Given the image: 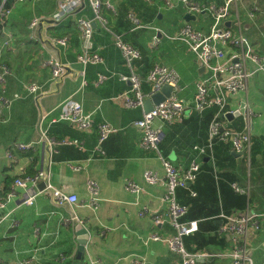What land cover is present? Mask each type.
Returning <instances> with one entry per match:
<instances>
[{
  "label": "crops",
  "instance_id": "0c3cea01",
  "mask_svg": "<svg viewBox=\"0 0 264 264\" xmlns=\"http://www.w3.org/2000/svg\"><path fill=\"white\" fill-rule=\"evenodd\" d=\"M191 1L206 8L227 2ZM61 2L13 0L11 4L15 6L0 42V68L4 65L12 70L6 83L0 81V105L8 101L0 114V198L12 189L16 191V196L0 209V264H18L30 258L33 264H180L179 253L163 241L150 239L153 233L166 236L176 232L165 199L164 159L182 171L193 163L199 165L191 185L197 194L190 196L194 204L189 220L198 222L199 233L205 237L219 233L213 226L221 224L222 213L264 214V0H233L229 13L218 23L212 13L188 12L183 0H103L101 14L107 23L95 19L89 0H84L72 13L56 17ZM129 13L154 29L135 27L129 21ZM187 13L196 17L187 21ZM35 16L40 17V22L32 29L30 23ZM82 18L92 24L89 46L84 45L77 24ZM187 24L206 34L216 25L241 33L262 58L247 61L248 75L240 91L224 93L226 105L218 119L230 132L227 138L210 136V124L220 111L218 105L204 134L193 124L182 122L194 113L212 109L213 105L202 111L195 108L199 85L211 89L212 95L218 92L212 87L206 67L202 66L205 69L200 71L194 53L169 38ZM155 33L161 37L157 48L150 45ZM119 41L132 45L141 57L128 64ZM183 48L192 55L188 63L179 60L180 64H172L166 60V55L179 54ZM236 51L235 47H228L226 58ZM82 52L100 59L83 63L78 58ZM51 58L65 65L64 73L56 79L45 63ZM160 64L179 73V81L169 96L175 95L184 102L185 113L175 122L154 119V124L163 130L161 144L155 150L142 146L143 130L137 125L149 111H145L143 104L128 103V97L134 99L135 94L131 82L122 76L139 74L143 79L141 91L146 97L151 89L146 77ZM29 83L40 86L34 95L27 90ZM73 102L91 115L90 129H79L59 118L60 111H67ZM228 113L233 115L227 116ZM52 117L56 121H51ZM104 122L116 130L99 150V125ZM43 132L58 142L79 139L83 147L66 144L50 149ZM233 135L242 140L244 150L236 149ZM202 139H208L213 157L207 155L205 148L196 146L206 143L199 144ZM216 140L221 143L216 144ZM22 143L32 146L24 150L18 146ZM204 159L208 161L206 165ZM212 164L217 174L209 171ZM40 170L50 174V182L56 188L77 195L76 204L58 205L43 191L45 184L40 181L34 203L26 205L24 191L14 181ZM148 170L156 172L155 183L146 181ZM220 172L226 176L218 178ZM89 179L97 181L101 190L95 211L83 205L89 198ZM128 180L143 188L140 195L127 189ZM210 196H217L216 205H209ZM177 197L180 202L185 200L179 192ZM144 207L146 212L140 215ZM155 215L163 222L156 224ZM77 225H82L87 233L83 235L90 237L83 248L78 241ZM226 236L229 242L208 244L198 239V245L189 235L184 244L189 251L206 253L196 264H231L232 259L224 254L231 246ZM198 247L200 250L194 251ZM248 255L252 264H264V216L260 217V228L248 237Z\"/></svg>",
  "mask_w": 264,
  "mask_h": 264
},
{
  "label": "built area",
  "instance_id": "2783aa9c",
  "mask_svg": "<svg viewBox=\"0 0 264 264\" xmlns=\"http://www.w3.org/2000/svg\"><path fill=\"white\" fill-rule=\"evenodd\" d=\"M83 1L84 0H62L59 12L56 14V17H61L72 13L76 7H79L83 4ZM89 1L94 10L95 19L102 23H107V20L101 14L102 7L104 5L103 0ZM231 1L233 0H227L225 5L220 7L211 6L209 8L201 6L191 0H183V4L190 13H212L216 19V22L218 23L229 13V4ZM7 2L8 0H0V19L2 20L10 18L12 14L11 11L13 10V5L6 4ZM250 15L253 16L254 13L250 11ZM128 18L135 27H139L141 26L140 24H143L134 13H129ZM0 22L3 25L7 23L4 21ZM38 22H40V17L34 20V26L31 28L37 27L38 25L36 24ZM77 24L83 34L85 41L84 45L89 46L91 44L92 37L91 21L82 18L78 20ZM147 26L154 29L153 26L148 24H144L143 27ZM169 38L183 43L189 51L194 53L196 58L199 60L200 65L206 67V69L209 71V76L212 80V87H216L218 92L212 95L211 89L204 85H199L195 96V108L199 111H202L211 105H218L220 107V111L216 114L210 124V136L213 138L219 135L222 138H227L230 132L224 129L223 124L218 119L226 105L224 93H236L240 91L243 86V80L248 75L246 70L247 61L253 60L257 62L260 60L262 61V58L253 51L248 40L241 33L235 34L229 28L217 25L210 33L206 34L196 30L191 24H187L176 35L169 36ZM60 42L64 43V40H60ZM160 43L161 37L158 33H155L150 45L153 48H157ZM118 44L121 46L128 64H131L134 60L141 57L140 52L132 45L123 43L121 41H119ZM230 46L235 47L237 51L233 53L231 57L226 58V49ZM78 58L79 61L83 63H87L89 61L96 62L100 59L98 55L90 57L85 52H82ZM58 61L59 60L51 58L45 62L52 68L54 79L60 77L65 71V65L61 61ZM7 69L9 68L3 65L0 68V71H6ZM220 74H223L224 77L220 78ZM122 79L129 80L131 82L132 91L135 94L134 99H130L128 97V103L130 105H144L145 100L154 93L160 91L164 85H172L175 87L179 81V73L175 69H170L165 65H156L146 77V82L151 86L149 91L150 93L146 97L141 91L143 88V79L139 74L133 73L130 75V77L122 76ZM33 84L35 83H29L27 85V90L30 93H32V91L36 92L38 89L36 86H31ZM32 94L34 95L35 93ZM5 104L8 105V101H4L3 104L0 105V114H2V108ZM244 108L247 111L250 110L247 106ZM184 113L185 104L175 95L167 97L163 102L159 103L152 110L147 112L144 118L137 122V125L143 130V137L141 141L142 146L155 150L159 149L160 142L163 138V130L154 124L155 118L159 117L175 122L181 120L184 116ZM84 115L85 112L83 111L81 105L73 102L67 111L60 113L59 118L62 120H65L64 118H71L77 127L82 129H90L92 126L91 118H86ZM115 130L116 128L108 122H104L99 125V150H101V144ZM43 133L44 139H46L50 148L56 145L70 144V142L67 140L58 142L49 137L45 132ZM231 139L233 140V143L238 151L244 150L241 146V139L235 138L234 135L231 136ZM81 145L83 147V144ZM18 146L25 150L30 149L32 144L22 143ZM247 147H250V143ZM247 147L245 149H247ZM163 165L166 171L165 179L167 187L165 199L169 207L171 224L175 228L176 232L175 234L166 236L153 233L150 236V239L155 241H163L173 251L179 253L182 257L180 264H196L199 258L206 256V253L189 251L184 244V237L198 230V222L182 220V217L187 212V206L179 203L177 199V189L178 187H183L192 183L196 179L197 173L199 171V165L193 163L187 171L180 170L168 159L163 160ZM145 179L148 183H155L158 180V176L156 172L148 170L145 172ZM40 181L45 183V188L43 191L47 195H50L58 205L76 204L78 200L77 195L67 194L56 188L50 182V174L44 170H40L39 172L32 175L18 177L14 181L16 187H21L23 189V202L26 205H31L34 203L35 198L39 193L37 190V185ZM127 189L134 192L136 195H140L143 191V188L140 185L131 180L127 181ZM100 191V185L98 182L94 179H89V198L85 203H83V205L88 206L94 211L97 210L101 201ZM193 194L195 193L193 192ZM15 196V189L10 190L5 198L2 196L0 198V209L2 210L5 207V203L10 198L12 199ZM146 209L147 207L142 208L140 215H143L144 212H146ZM220 216L221 224L219 231L220 233L228 235L231 241L229 251L224 254L232 259L231 264H252V259L250 255H248V237L253 231H256L260 228V217L264 216V214L244 212L238 215H227L222 213ZM74 218L75 217L72 219ZM154 219L156 224L163 222L162 218L158 215H155ZM64 222L67 223L68 220L66 219ZM138 263L143 264L142 262ZM18 264H33V259H26L19 262Z\"/></svg>",
  "mask_w": 264,
  "mask_h": 264
},
{
  "label": "trees",
  "instance_id": "16d2710c",
  "mask_svg": "<svg viewBox=\"0 0 264 264\" xmlns=\"http://www.w3.org/2000/svg\"><path fill=\"white\" fill-rule=\"evenodd\" d=\"M15 1V0H14ZM13 2V0H8V2L6 3V4H11ZM130 21V20H129ZM4 25L3 24H1V22H0V42L2 41V39H3V37H4V33H3V31H4ZM135 63V62H134ZM141 73V72H140ZM142 74V73H141ZM142 75H144V74H142ZM149 91V90H148ZM210 108H212V109H206L205 111H203V112H200V113H194V115L193 116H190L189 117V119H186V120H183L182 122L183 123H189V124H193V128H199V130L204 134L205 133V131H206V127L208 128L209 127V124H210V122H211V120H212V118L214 117V115L217 113V111H218V106H216V105H213L212 107H210ZM224 121H225V119H224ZM208 141V139H202V140H200V143L199 144H203V143H205V144H203V145H196V146H198V147H203V148H205L206 149V152H207V155H209V156H212L213 157V150L208 146V144H207V141ZM216 142V144L217 143H221V141H218V140H216L215 141ZM226 142H228V141H226ZM230 143V142H229ZM161 144V143H160ZM215 144V143H214ZM229 156L230 157H232V155L231 154H229ZM203 161H205V159L203 160ZM216 162V161H215ZM208 163V161L206 162L205 161V165ZM208 169H209V171L211 172H214L215 171V173L217 174V171H216V167H215V165H214V167H213V164H212V166H210V167H208ZM214 175V174H213ZM226 176V174L224 173V174H221V172L220 173H218V178L219 177H225ZM205 177H209V175L208 174H206L205 175ZM214 177H215V175H214ZM216 178V177H215ZM195 181V180H194ZM194 181L192 182V183H190V184H187L186 186H183V187H178V189H177V194H178V192L181 194V196L182 197H184L185 198V200L184 201H179V199H178V197H177V199H178V201H179V203H181L182 205H185V206H187V212H186V214L182 217V220L183 221H190L189 219V211L191 210V207H192V205L194 204V202L191 200V198H190V196H195L197 193H196V191H194V189H196L195 188V186L193 185L192 187H193V189L191 188V185L194 183ZM193 192L195 193V194H193ZM208 200H209V205H216V201H217V196H210L209 198H208ZM221 217V216H220ZM210 222V221H209ZM214 225V224H213ZM213 227H215V231L217 232V230L219 229L218 227H220V225H214ZM199 232H201V228H199V226H198V230H196L195 232H193V234L191 235L190 234V238H192L194 241H196L197 243H198V245L201 243L200 241H198V239H202L203 241L204 240H206L207 241V243L209 244V243H213V242H215V244L216 243H219L218 241H228L229 242V240H228V237L225 235V234H223V233H220V231H219V233L217 232L216 234H215V236L214 237H212V238H207V237H205L204 235H202L201 233H199ZM189 236V235H188ZM186 237V236H185ZM184 237V238H185ZM230 243H231V241H230ZM201 247H203V246H201ZM200 247H198V248H196L194 251H196V250H200L199 249Z\"/></svg>",
  "mask_w": 264,
  "mask_h": 264
},
{
  "label": "rangeland",
  "instance_id": "374dc122",
  "mask_svg": "<svg viewBox=\"0 0 264 264\" xmlns=\"http://www.w3.org/2000/svg\"><path fill=\"white\" fill-rule=\"evenodd\" d=\"M12 5V4H11ZM15 6V4H13V7ZM13 11V10H12ZM11 11V12H12ZM38 18V16H35L32 20H31V23H30V27H32V26H34V24H33V22H34V20L35 19H37ZM8 19L9 18H7L6 20H2V19H0V21H4V22H8ZM39 24V22L36 24V25H38ZM141 26H139V27H143L144 26V24H140ZM6 26V24L4 25V27ZM3 27V28H4ZM36 28V27H35ZM35 28H32V29H35ZM190 59H192V55L191 54H188L186 51H185V49L183 48L180 52H179V54H174V53H171V55H166V60L167 61H171L172 62V64H180L179 63V60H182L184 63H188V60H190ZM59 62V61H58ZM181 66V65H180ZM183 67H181V72H183V69H182ZM12 74V70L11 69H7L6 71H0V81L1 82H7V77L9 76V75H11ZM31 86H36L37 88H40V86L39 85H36V84H33V85H31ZM171 87H173L172 85H170ZM32 93H37V92H33L32 91ZM61 112H63V111H60V113ZM49 114L50 113H48L47 114V116L46 117H49ZM84 117H86V118H91V115L90 114H87V113H85V115H84ZM56 119L57 118H55V117H52L50 120L51 121H56ZM65 119V121H67V122H69L70 124H72L73 126H75V124L73 123V121H72V119L71 118H64ZM75 127H77V126H75ZM79 129H82V128H80V127H78ZM67 141H69L70 142V144H72V145H76V146H81V149H82V145H81V140H79V139H76V138H73V139H67ZM56 146H52V148H50V149H56L55 148ZM100 204V203H99Z\"/></svg>",
  "mask_w": 264,
  "mask_h": 264
},
{
  "label": "water",
  "instance_id": "95a60500",
  "mask_svg": "<svg viewBox=\"0 0 264 264\" xmlns=\"http://www.w3.org/2000/svg\"><path fill=\"white\" fill-rule=\"evenodd\" d=\"M196 16L195 15H191L189 13H187L185 15V18L187 19V21L194 19ZM205 68L201 66L200 71L204 70ZM173 88L169 85H164L160 91H158L157 93H155L154 95H152L150 98H148L145 103H144V108L145 111H150L154 108L155 105H158L159 103H161L162 101H164L166 99L167 96H169L172 92ZM238 112H236L237 114ZM232 113H228L227 116H232ZM45 184V183H44ZM77 229V233L80 236L78 241L80 243V248H83V246L88 242L89 240V235L84 236L83 234H87L86 231L84 229H82V225H77L76 226Z\"/></svg>",
  "mask_w": 264,
  "mask_h": 264
}]
</instances>
